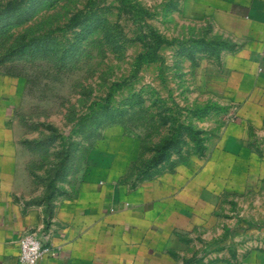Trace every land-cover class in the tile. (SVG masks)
Wrapping results in <instances>:
<instances>
[{"label":"rangeland","instance_id":"rangeland-1","mask_svg":"<svg viewBox=\"0 0 264 264\" xmlns=\"http://www.w3.org/2000/svg\"><path fill=\"white\" fill-rule=\"evenodd\" d=\"M8 1L0 0V183L18 199H50L102 158L131 185L159 158H218L219 226L264 228V94L245 90L222 52L228 42L195 0H134L168 39L161 59L139 70V27L117 0H25L12 11ZM78 13L88 18L73 26ZM209 104L222 108L202 115Z\"/></svg>","mask_w":264,"mask_h":264},{"label":"crops","instance_id":"crops-1","mask_svg":"<svg viewBox=\"0 0 264 264\" xmlns=\"http://www.w3.org/2000/svg\"><path fill=\"white\" fill-rule=\"evenodd\" d=\"M195 8L228 42L222 52L257 100L264 94V0H195ZM173 158L134 185L102 158L38 203L18 199L3 181L0 264H20L19 237L27 231L56 251L38 264H264V236L254 233L264 228L219 226V159Z\"/></svg>","mask_w":264,"mask_h":264},{"label":"trees","instance_id":"trees-1","mask_svg":"<svg viewBox=\"0 0 264 264\" xmlns=\"http://www.w3.org/2000/svg\"><path fill=\"white\" fill-rule=\"evenodd\" d=\"M25 0H9L6 4V8L8 10H16L19 8ZM119 2V9L120 11H123L124 13L128 14L130 18H132L133 22L138 25L139 29L136 33V38L142 42L143 48L140 50L136 56V66L137 70L146 62H152L156 61L158 59H161L160 55V49L161 47L168 42V39L153 25H151L145 17V14L147 11H143V7L139 5L134 0H117ZM88 18L87 15H82L80 13L74 14L70 18V24L71 25H77L80 22H82L84 19ZM115 85H120L119 82H116ZM113 86V87H114ZM112 88L109 90L107 95L104 99V104L109 105L110 98L112 96ZM210 108H222L221 105L218 104H209L205 105L201 109V114H206ZM194 138L198 141L199 136L197 131L195 132ZM169 147V145H167ZM202 151L204 150V144H199ZM167 159V157L159 158L157 163Z\"/></svg>","mask_w":264,"mask_h":264},{"label":"built area","instance_id":"built-area-1","mask_svg":"<svg viewBox=\"0 0 264 264\" xmlns=\"http://www.w3.org/2000/svg\"><path fill=\"white\" fill-rule=\"evenodd\" d=\"M20 264H38L46 255H55V249L44 243L33 231H27L19 237Z\"/></svg>","mask_w":264,"mask_h":264}]
</instances>
